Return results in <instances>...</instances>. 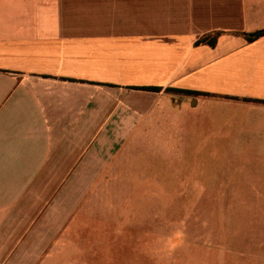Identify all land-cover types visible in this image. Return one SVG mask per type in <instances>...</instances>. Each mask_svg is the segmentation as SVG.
<instances>
[{
  "label": "crops",
  "instance_id": "0c3cea01",
  "mask_svg": "<svg viewBox=\"0 0 264 264\" xmlns=\"http://www.w3.org/2000/svg\"><path fill=\"white\" fill-rule=\"evenodd\" d=\"M262 29L264 0H0V264H85L62 236L149 112L141 86L206 94L176 104L252 179L237 259L264 264Z\"/></svg>",
  "mask_w": 264,
  "mask_h": 264
},
{
  "label": "rangeland",
  "instance_id": "374dc122",
  "mask_svg": "<svg viewBox=\"0 0 264 264\" xmlns=\"http://www.w3.org/2000/svg\"><path fill=\"white\" fill-rule=\"evenodd\" d=\"M146 91L149 112L117 166L90 184L83 215L62 239L80 243L85 264H238L252 179H236L228 153L189 135L187 112L176 104L188 94Z\"/></svg>",
  "mask_w": 264,
  "mask_h": 264
},
{
  "label": "trees",
  "instance_id": "16d2710c",
  "mask_svg": "<svg viewBox=\"0 0 264 264\" xmlns=\"http://www.w3.org/2000/svg\"><path fill=\"white\" fill-rule=\"evenodd\" d=\"M262 34H264V29L258 30V31L252 32V33H245L244 36H245L247 41H251L254 38H256V37H258V36H260ZM200 41H205L210 46H213L214 45V41H215V37L213 36V37L207 38V36H206V37H203ZM135 88L136 89H143V90H154V91L160 90V87H158V86H141V87H135ZM169 90L176 91L178 93H184V94L206 95L205 93H199V92H196V91H189V90H184V89L170 88Z\"/></svg>",
  "mask_w": 264,
  "mask_h": 264
}]
</instances>
